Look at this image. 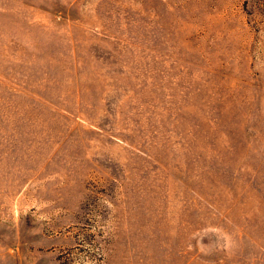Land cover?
<instances>
[{
    "label": "rangeland",
    "instance_id": "374dc122",
    "mask_svg": "<svg viewBox=\"0 0 264 264\" xmlns=\"http://www.w3.org/2000/svg\"><path fill=\"white\" fill-rule=\"evenodd\" d=\"M0 264H264V0H0Z\"/></svg>",
    "mask_w": 264,
    "mask_h": 264
}]
</instances>
